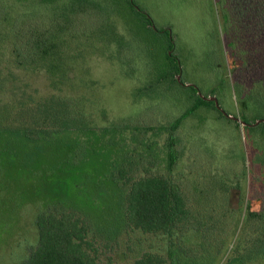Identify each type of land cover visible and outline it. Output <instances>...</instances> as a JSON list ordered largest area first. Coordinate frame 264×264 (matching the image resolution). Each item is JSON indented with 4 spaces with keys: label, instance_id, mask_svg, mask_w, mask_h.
Segmentation results:
<instances>
[{
    "label": "trees",
    "instance_id": "1",
    "mask_svg": "<svg viewBox=\"0 0 264 264\" xmlns=\"http://www.w3.org/2000/svg\"><path fill=\"white\" fill-rule=\"evenodd\" d=\"M31 1L25 10L15 0H0V139H6L0 155L22 150L29 160L42 154L48 162L44 176L87 173L94 186L82 189L83 177L74 185L80 201L43 200L36 242L20 264H264V207H243V196L237 208L228 204L230 189H240L236 171H221L213 162L198 165L199 171L192 166L190 176L175 173V131L198 108L216 110L211 100L189 85L182 113L166 124L140 127L139 138L137 127H99L92 116L96 80L87 57L113 60L137 39L141 26L154 39L161 35L159 42L166 38L170 64L153 84H177L170 31L155 29L134 0ZM215 4L229 66L242 82L241 119L253 123L257 119L246 117L249 104L264 102V0ZM254 126L264 122L245 128ZM124 131L133 136L127 144L117 138ZM243 208L244 225L236 235Z\"/></svg>",
    "mask_w": 264,
    "mask_h": 264
},
{
    "label": "rangeland",
    "instance_id": "2",
    "mask_svg": "<svg viewBox=\"0 0 264 264\" xmlns=\"http://www.w3.org/2000/svg\"><path fill=\"white\" fill-rule=\"evenodd\" d=\"M134 1L137 9L149 15L155 29L170 31L172 52L178 58V75L185 87L153 84L157 73L170 64L164 58L166 38L159 42L161 35L154 39L139 26L137 39L130 40L131 45L123 54L118 53L113 60L98 54L86 59V67L96 80L91 87L95 92L94 105L103 109L95 113L97 123L109 128L114 124L139 128L166 124L189 104L186 96L192 92L188 85L205 96L213 91L227 115L241 118L238 83L242 82L239 72L235 75L229 66L224 25L215 0ZM15 2L29 10L33 1ZM74 59L76 61L77 57ZM251 82L247 78L248 87ZM248 107L247 119L264 118V102H251ZM263 128L236 127L232 121L219 116L217 110L198 108L175 131L179 150L175 173L190 176L194 170L199 171L198 165L213 162L221 166V171L230 166L239 176L240 189H230L229 207L237 208L243 196V207L248 203L251 210H260L264 207V146L261 145L264 138L259 137ZM164 139L165 135H161V144ZM257 140L260 141L258 146ZM0 141L6 139L2 137ZM22 152L0 155V264H18L27 257L28 247L36 242L34 220L43 200L80 201L74 185L83 181V177L87 182L82 189L92 191L94 186L87 173L44 176L48 165L44 162L45 156L41 154L27 160ZM243 213L244 208L236 235L244 225ZM219 264H223V260Z\"/></svg>",
    "mask_w": 264,
    "mask_h": 264
},
{
    "label": "flooded vegetation",
    "instance_id": "3",
    "mask_svg": "<svg viewBox=\"0 0 264 264\" xmlns=\"http://www.w3.org/2000/svg\"><path fill=\"white\" fill-rule=\"evenodd\" d=\"M171 52H169V54H170ZM176 62H177V64H178V59H176ZM79 74H75V76H77V77H79L78 76ZM92 76V75H91ZM93 77V76H92ZM173 77H174V79H175V82L178 84V85H180V86H184L185 87V83H183V81L181 80V77L179 76V78H178V73L176 74V73H174L173 74ZM94 78V77H93ZM165 82L163 83V85L165 86ZM175 83L173 82V81H170L168 84H166V86L167 87H172L173 85H174ZM165 86V87H166ZM189 86V85H188ZM195 88V87H194ZM195 92L200 96V97H207V96H211L212 94H210V95H203V96H201L202 94L200 93H198V89L197 88H195ZM214 96H215V94H214ZM216 97V96H215ZM94 98V97H93ZM187 99V98H186ZM205 99V98H204ZM217 99V98H216ZM207 100V99H206ZM212 102H213V104H214V106H215V108H216V110L219 112V113H221L222 114V116L223 117H225V118H227V120H229V121H232L233 123H234V125H236V124H238V127H242V128H244V129H246L245 128V126L246 125H248V123L247 124H241V122H239V121H237L236 119H234V118H232V117H229V116H232V115H227L224 111H223V109L220 107V105L218 104V107L215 105V102L213 101V100H211ZM218 102V101H217ZM97 106L96 105H92L91 107H90V110H91V113L93 114L92 116L95 118V108H96ZM235 115V114H234ZM233 117H237V118H239L238 116H233ZM239 120L240 121H243L241 118H239ZM95 122V121H94ZM97 122V121H96ZM245 122V121H244ZM115 126H129V125H127V124H120V125H116V124H114ZM98 126L99 127H108L109 128V125H99L98 124ZM115 126H113V127H115ZM129 127H131V128H134V127H137L138 129H136V130H134L135 131V136L136 137H138L139 138V135H138V132H139V126H129ZM111 128V127H110ZM133 131V132H134ZM130 132L129 131H124V134H123V132H121V133H119V135L117 136V138H121V141L124 139L125 141H123V143H125L126 142V144H127V142H128V139H127V137H128V135H129V137H131L132 135L131 134H129ZM133 137V136H132ZM130 147H131V145H130ZM127 148L129 149V150H131L128 146H127ZM137 152H139V151H137ZM128 154V153H127ZM126 155V154H125ZM138 158H139V155H138ZM41 205H42V203H41ZM41 205H40V207H41ZM35 230L37 231V228H36V217H35ZM36 231H35V234H36ZM28 250H30V248H28ZM18 264H20V263H18Z\"/></svg>",
    "mask_w": 264,
    "mask_h": 264
},
{
    "label": "water",
    "instance_id": "4",
    "mask_svg": "<svg viewBox=\"0 0 264 264\" xmlns=\"http://www.w3.org/2000/svg\"><path fill=\"white\" fill-rule=\"evenodd\" d=\"M178 78H179V75H178ZM198 93L200 94L199 91H198ZM201 96H203V95H201ZM203 98H205V99H207V100H213V101L215 102V105L218 107V102H217V99H216L215 96L211 95V96H207V97H203ZM229 117H232V118L236 119L237 121L241 122V124H247V123L244 122V121H240L239 118H237V117H233V116H229ZM261 121L264 122V118H263V119H257V120H255L253 123H249L248 125H255V124H257V123H259V122H261Z\"/></svg>",
    "mask_w": 264,
    "mask_h": 264
}]
</instances>
